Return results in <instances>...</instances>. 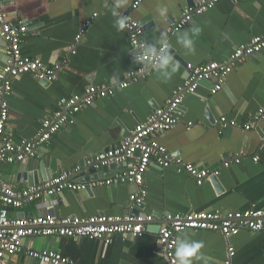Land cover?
I'll return each instance as SVG.
<instances>
[{"label":"crops","instance_id":"0c3cea01","mask_svg":"<svg viewBox=\"0 0 264 264\" xmlns=\"http://www.w3.org/2000/svg\"><path fill=\"white\" fill-rule=\"evenodd\" d=\"M10 0L5 11L13 24L25 25L21 50L24 56L41 60L49 66L62 65L59 79L44 85L31 75L13 81L9 103V127L18 139H35L42 122L57 109L61 98L83 96L89 85H110L142 67L132 51L125 28L118 29L121 13L145 26L143 40L157 46L171 20L180 18L186 8L201 0ZM122 3V7H117ZM117 13V15H114ZM91 21L79 43L81 27ZM199 29L193 33V29ZM264 32V0H220L213 9L195 16L185 30L169 39L171 54L179 64L161 65L147 77L116 89L115 95L99 99L93 107L77 115L75 124L38 148L36 159L15 164H0V185L17 189L29 187L22 175L45 172L56 165L52 178L64 171L79 168V163L120 145L136 126L145 122L156 109L172 97L186 75V65L202 66L209 62H226L234 49L249 43ZM192 41L185 47L184 41ZM5 42L0 37V69L6 63ZM75 47L76 54L70 51ZM66 61V63H65ZM212 83L204 82L197 92L185 98L177 117L178 126L157 141L173 157L202 169L217 170L218 189L211 179L198 185L189 175L173 169L150 168L144 175L148 196L139 210L154 214L159 223L167 215L185 216L193 212L237 213L256 208L264 210V120L251 131L244 125L264 106V51L238 64L227 79L225 88L213 95ZM226 117L229 124L218 121ZM192 123L193 126L189 127ZM232 123H235L233 125ZM258 157L256 162L254 158ZM55 163H52V160ZM240 159V163H235ZM225 162H232L224 166ZM126 165L106 172L107 177L120 174ZM100 171V170H99ZM41 184L45 181L39 178ZM133 185L99 186L91 191H64L45 199L27 203L11 218L50 215L57 218L125 217L133 214L130 198ZM52 215V214H51ZM156 224L140 237L114 238L107 245L98 240L59 237H35L24 241V253L8 259V264H41L26 255L36 251H55L72 264H168L160 254ZM192 241L204 243L197 264H226L230 246L235 248L231 264H264V232H241L226 238L218 232L187 230L178 236V246Z\"/></svg>","mask_w":264,"mask_h":264},{"label":"built area","instance_id":"2783aa9c","mask_svg":"<svg viewBox=\"0 0 264 264\" xmlns=\"http://www.w3.org/2000/svg\"><path fill=\"white\" fill-rule=\"evenodd\" d=\"M8 1L10 0H0V37L6 45V63L0 69V164H15L36 159L38 148L51 141L61 131L73 126L77 115L84 109L93 107L99 99L115 95L116 89H127L131 83L147 78L161 65L158 55L162 45L159 43L154 46L158 55L153 58L151 65L146 61L137 60L142 67L128 72L122 81L110 85L92 84L86 88L83 96L73 95L61 98L57 109L42 122L40 133L35 139H18L9 127L8 98L12 94L13 81L24 75H31L38 81L53 83L59 79L63 67L62 65L49 66L39 59L23 55L21 43L28 28L10 21L5 11V4ZM219 1L201 0L195 7L186 8L180 18L169 22L162 41L166 39L169 44L171 36L188 28L195 16L203 15L213 9ZM141 2L142 0L135 1L131 7L132 10L137 9ZM121 16L127 18L128 27L125 31L137 59L143 54L141 45L150 47L143 40L145 26L133 19L127 12L121 13ZM90 25L91 21H86L82 25L80 34L76 38L77 43L81 41ZM74 48L71 47L70 51L76 54ZM263 51L264 32L253 37L249 43L237 46L231 57L224 63L209 62L202 66L187 64L183 83L173 92L172 97L166 100L163 107L156 109L145 122L138 124L120 145L98 153L86 161L87 167H95L97 170L110 165H126L124 172L104 180L80 182L73 178L80 171V168H77L61 172L38 186L17 189L12 185H0V264H8V259L24 253L23 243L28 238H83L98 240L110 245L117 236L123 239L140 237L153 224L159 223L154 214L125 217L98 215L84 218H57L50 214L13 219L10 216L12 209L19 211L27 203L38 202L67 190L79 192L99 186L123 185H133L137 188L130 198L132 206L143 205L148 196L144 185V175L152 167L173 169L179 175H189L196 180L198 185L218 176L219 171L217 170L202 169L181 158L173 157L168 149L157 141V137L168 134L178 126L177 114L180 106L186 97L197 92L202 83H212L211 93L216 95L225 88L228 77L238 64L246 62ZM263 120L264 106L250 118L243 128L245 131H251ZM218 124L226 127L229 122L226 117H222ZM232 124L235 125V123ZM191 126H193L192 123L189 124V127ZM258 160V157L254 158V161ZM240 162V159L235 160L237 164ZM231 163L225 162L224 166H229ZM165 220L166 222L161 224L158 233V243L161 240L164 241L162 244L159 243V250L168 264H178L175 257L178 236L187 230L218 232L228 239L238 236L243 231L264 232V210L256 208L237 213L205 211L193 212L185 216L169 214ZM26 255L38 260L41 264H72L70 259L55 251L41 252L29 248ZM234 256L235 248L230 246L226 264H231Z\"/></svg>","mask_w":264,"mask_h":264},{"label":"clouds","instance_id":"9594fccd","mask_svg":"<svg viewBox=\"0 0 264 264\" xmlns=\"http://www.w3.org/2000/svg\"><path fill=\"white\" fill-rule=\"evenodd\" d=\"M122 3H118L117 7H122ZM117 15V13H114ZM127 18H121L118 20V29L122 31L124 28L128 27L126 23ZM193 33H198L199 29L194 28ZM185 47H191L192 41L185 40L184 42ZM161 51L159 55L157 54L155 47H148L146 45H141L143 48V54L137 57L139 62H147L149 65L152 64L153 58L157 57L161 62V66L164 68L171 67V71L176 73L179 68V64L174 61V57L170 51V45L168 44L167 40L161 41ZM166 235V233H165ZM159 243H164L163 240L159 241ZM204 243L201 241H192L191 243H185L183 245L176 246L175 250V257L178 264H197L202 258V250L204 249Z\"/></svg>","mask_w":264,"mask_h":264},{"label":"water","instance_id":"95a60500","mask_svg":"<svg viewBox=\"0 0 264 264\" xmlns=\"http://www.w3.org/2000/svg\"><path fill=\"white\" fill-rule=\"evenodd\" d=\"M171 51V48H170ZM44 85H48L49 82L47 81H42L41 82ZM55 160H52V163ZM118 165H110L109 167H103L100 171L97 170L95 167H87L85 161H82L79 163V168L80 171L77 172L74 175V179L80 182H90V181H96V180H104L107 179L109 177H107L106 172L117 167ZM28 167H26L25 169V173L22 175L24 178L27 177L29 180V186L33 187V186H38L41 184V182L39 181V178H41V180L47 182L49 180L52 179V175L56 173L57 171V166H51V168H49V170L47 172H45V170L43 169V166H40V171H33V172H29L28 171ZM212 180L215 182V185L218 189H221L219 183H218V178L217 177H213ZM87 191H91V189H87ZM142 208V205H135V207H133V214L140 215L139 210ZM51 214H53L55 216V213L53 210L50 211ZM156 224V232L159 233L160 228H161V223H155ZM151 228V227H150ZM149 228V229H150Z\"/></svg>","mask_w":264,"mask_h":264}]
</instances>
